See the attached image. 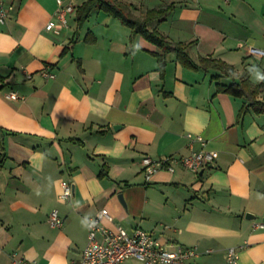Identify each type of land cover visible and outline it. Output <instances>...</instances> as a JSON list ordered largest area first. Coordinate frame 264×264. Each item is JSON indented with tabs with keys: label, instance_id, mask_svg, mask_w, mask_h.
<instances>
[{
	"label": "crops",
	"instance_id": "crops-1",
	"mask_svg": "<svg viewBox=\"0 0 264 264\" xmlns=\"http://www.w3.org/2000/svg\"><path fill=\"white\" fill-rule=\"evenodd\" d=\"M63 1L73 6L66 24L46 29L56 0H0L11 6L0 23V264L13 252L36 264H79L88 218L102 207L113 215L102 221L109 227L196 246L202 253L185 264H225L230 246L239 264H264V110L242 108L251 100L215 86L264 83V54L249 51L264 50V0H121L135 17L174 2L149 27L188 43L194 60L233 65L232 75L186 68L173 50L161 68L158 48L119 19L95 7L78 25L85 0ZM256 99L264 102V88ZM188 132L204 138L212 162L146 180L143 156L186 154ZM62 180L72 187L67 198ZM52 209L60 226L47 221Z\"/></svg>",
	"mask_w": 264,
	"mask_h": 264
},
{
	"label": "built area",
	"instance_id": "built-area-1",
	"mask_svg": "<svg viewBox=\"0 0 264 264\" xmlns=\"http://www.w3.org/2000/svg\"><path fill=\"white\" fill-rule=\"evenodd\" d=\"M55 19H50L45 24L46 29L60 28L66 24V15L73 11V6L63 0H56ZM11 6L0 4V23H4L9 16ZM251 53L263 55L264 50L250 47ZM43 75L52 77L53 73L45 67ZM10 98H18L16 92L6 94ZM189 151L186 154L174 156L163 155L158 158L143 156L142 169L146 180L159 169L173 171L176 164L184 169L198 173L207 167L214 158V153L204 148L205 140L200 134L186 133ZM199 143V147L195 146ZM60 197L67 198L72 193L71 184L65 180L60 182ZM107 219L113 222V215L106 207L100 208L94 215L88 218L87 244L81 252L79 264H123L128 258H134L146 264H185L187 259L202 253L196 246L183 245L177 242H163L153 233L141 227L127 231L124 227L116 225L109 227L102 221ZM62 217L57 209H52L47 221L51 226H60ZM262 226L261 223L256 224ZM212 249H205L210 252ZM225 264H239L238 249L230 246L224 253ZM11 264H36L35 260H29L17 252L11 253Z\"/></svg>",
	"mask_w": 264,
	"mask_h": 264
},
{
	"label": "trees",
	"instance_id": "trees-1",
	"mask_svg": "<svg viewBox=\"0 0 264 264\" xmlns=\"http://www.w3.org/2000/svg\"><path fill=\"white\" fill-rule=\"evenodd\" d=\"M129 6L130 3L121 0H85L75 9L77 24L81 25L87 19L90 11L97 7L110 16L119 19L130 29L131 34H140L146 40L153 43L158 48V51H153L152 54L156 56L159 67L161 68L165 63L166 54L173 50L176 53V59L186 68L193 70H208L212 68L218 70L221 75H232L234 73L233 65L218 58L199 56L197 60H194L189 55L188 43L181 41L172 42L159 32L157 28L149 27L151 21L163 20L173 8L174 2L149 8L145 10L142 17L132 16L128 10ZM93 39L94 36L91 33H87L85 36V41L87 42H91ZM72 41H74V38L71 39L70 43ZM67 51L68 46L63 49L62 54ZM219 74L213 75L212 79H218ZM0 80H3V77L0 76ZM215 84L217 91H222L232 96H244L250 99V103L243 105L242 108H249L250 106L256 112L264 110V102L256 99V96L264 88V83L260 82L253 85L248 80H243L238 83L231 82L228 84L217 81ZM106 172L105 169H102L100 175H104Z\"/></svg>",
	"mask_w": 264,
	"mask_h": 264
},
{
	"label": "water",
	"instance_id": "water-1",
	"mask_svg": "<svg viewBox=\"0 0 264 264\" xmlns=\"http://www.w3.org/2000/svg\"><path fill=\"white\" fill-rule=\"evenodd\" d=\"M118 197H119L121 203L123 204V206L126 207V204H125V201H124V199H123L122 193H118ZM247 216H248V215H247ZM263 221H264V218H263Z\"/></svg>",
	"mask_w": 264,
	"mask_h": 264
},
{
	"label": "bare ground",
	"instance_id": "bare-ground-1",
	"mask_svg": "<svg viewBox=\"0 0 264 264\" xmlns=\"http://www.w3.org/2000/svg\"><path fill=\"white\" fill-rule=\"evenodd\" d=\"M45 67H47V66H45ZM45 67H44V68H45ZM44 68H43V69H44Z\"/></svg>",
	"mask_w": 264,
	"mask_h": 264
}]
</instances>
